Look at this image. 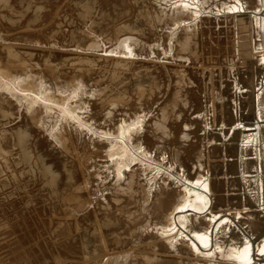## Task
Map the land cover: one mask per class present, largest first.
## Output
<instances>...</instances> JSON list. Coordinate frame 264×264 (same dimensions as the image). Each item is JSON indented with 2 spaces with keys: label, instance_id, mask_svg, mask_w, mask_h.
<instances>
[{
  "label": "rangeland",
  "instance_id": "rangeland-1",
  "mask_svg": "<svg viewBox=\"0 0 264 264\" xmlns=\"http://www.w3.org/2000/svg\"><path fill=\"white\" fill-rule=\"evenodd\" d=\"M260 12L0 0V264H250L241 240L264 243V125L246 126ZM124 131L133 155L109 139Z\"/></svg>",
  "mask_w": 264,
  "mask_h": 264
},
{
  "label": "bare ground",
  "instance_id": "bare-ground-1",
  "mask_svg": "<svg viewBox=\"0 0 264 264\" xmlns=\"http://www.w3.org/2000/svg\"><path fill=\"white\" fill-rule=\"evenodd\" d=\"M255 14L258 15L257 12H255L254 15ZM260 14H261V12H260ZM261 16H262V14H261ZM263 85H264V73H263ZM126 133H127V131H124L123 134L120 137L114 136V137H110L109 139H117V140L120 139L121 142L124 145V148H127V152L128 153H131L133 155V149H130V144H129L128 140H127ZM260 134L262 135V132H260ZM262 136H263V138H261L262 143L260 144V146L258 148L259 149L258 156H261L260 157L261 161L264 158L263 157V151H264V135H262ZM214 223H216L217 229L219 227L227 224V223H232L233 224V222L229 218L220 217V216H217V217L214 218ZM241 242H247L249 244L250 251L246 255V261L248 263H250V264H254V263L264 264V259H259V256L260 257L261 256H264V243H263V245L261 247H258V249H257V247L253 244L252 240H247L246 239V240H241ZM232 246H233V244H232ZM257 252H258V254H257Z\"/></svg>",
  "mask_w": 264,
  "mask_h": 264
},
{
  "label": "water",
  "instance_id": "water-1",
  "mask_svg": "<svg viewBox=\"0 0 264 264\" xmlns=\"http://www.w3.org/2000/svg\"><path fill=\"white\" fill-rule=\"evenodd\" d=\"M261 14H262V40H263V47H264V0H261ZM259 80H260V89L257 92H255V99H254L255 100V120L251 121L246 126H250L253 129L262 130V127L264 125V85H263V78L259 77ZM263 157H264V154H263ZM259 207L260 209H262V207L264 208V205L260 204Z\"/></svg>",
  "mask_w": 264,
  "mask_h": 264
}]
</instances>
